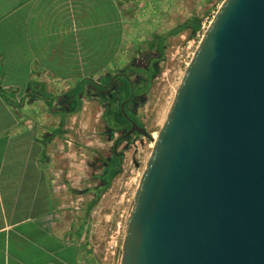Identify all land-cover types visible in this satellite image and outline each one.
Here are the masks:
<instances>
[{"label":"crops","instance_id":"0c3cea01","mask_svg":"<svg viewBox=\"0 0 264 264\" xmlns=\"http://www.w3.org/2000/svg\"><path fill=\"white\" fill-rule=\"evenodd\" d=\"M137 1L0 0V264H89L78 221L111 170L92 93Z\"/></svg>","mask_w":264,"mask_h":264},{"label":"water","instance_id":"95a60500","mask_svg":"<svg viewBox=\"0 0 264 264\" xmlns=\"http://www.w3.org/2000/svg\"><path fill=\"white\" fill-rule=\"evenodd\" d=\"M114 76L106 86L110 87ZM154 141L120 264H264V0H225Z\"/></svg>","mask_w":264,"mask_h":264},{"label":"rangeland","instance_id":"374dc122","mask_svg":"<svg viewBox=\"0 0 264 264\" xmlns=\"http://www.w3.org/2000/svg\"><path fill=\"white\" fill-rule=\"evenodd\" d=\"M224 1L154 0L150 7L143 5L137 8L136 20L132 19L135 11L124 10V43L116 60L117 72L149 66L157 71L149 92L129 105L131 114L151 135L159 133L163 127L188 65ZM137 3L141 5L142 0ZM192 18L202 21L201 29L195 35L186 31L165 39L160 51L156 40ZM159 58L161 60H157ZM131 79L139 81L137 76ZM128 90L125 88V97L129 95ZM105 108L103 105L102 111ZM98 128L110 141L108 157L105 159L109 163L113 157L111 147L125 130L111 137L105 118ZM153 150L150 140L137 135L120 144L118 153L122 157L121 172L112 180L111 186L99 202L92 209L87 206L85 219L78 221L79 240L84 241L89 264H120L134 200Z\"/></svg>","mask_w":264,"mask_h":264},{"label":"trees","instance_id":"16d2710c","mask_svg":"<svg viewBox=\"0 0 264 264\" xmlns=\"http://www.w3.org/2000/svg\"><path fill=\"white\" fill-rule=\"evenodd\" d=\"M201 26H202V21L200 19L192 18V19L187 20L182 25L176 27L175 29L170 30L165 36L159 37L156 40L159 43L160 51H162L161 44L164 42L165 39L176 36L186 31H190L192 35H195L201 29ZM161 59H163V57H161ZM161 59L159 58L157 60H161ZM140 72L144 74L147 82L141 86L139 91L136 93V96L145 95L149 92L151 85H152V79L157 73V71L153 70L152 67L150 66L148 67V69L141 70ZM105 102L107 106L109 105L112 106V102H109L106 100ZM113 106H115V104H113ZM80 109H81V103H79L74 109H71V113H77ZM105 123H106L107 129L111 133V137H113L115 133H119L129 126V123L123 117L120 110L118 111V113L112 110L106 111ZM121 143L122 142H120L119 144ZM121 165L122 164L118 158H114V160L110 163L111 170L107 173V177H106L107 184L98 191L95 197V201L90 204L89 209H92L99 202L100 198L104 195V193L109 189V187L111 186L112 180L121 172Z\"/></svg>","mask_w":264,"mask_h":264},{"label":"flooded vegetation","instance_id":"af4514ba","mask_svg":"<svg viewBox=\"0 0 264 264\" xmlns=\"http://www.w3.org/2000/svg\"><path fill=\"white\" fill-rule=\"evenodd\" d=\"M146 69H148V67L147 68H136V67L135 68H129V69H126V70H124L122 72H119V73L113 75L111 78L108 79V81L105 84H95V88H96L97 91H95L92 94H94L97 98H100L101 102L103 103V105H105V107H106L105 108V115H106V111H111V110L116 112V113H118V111L120 110L119 105L122 104L123 102L127 101L130 98L131 92L133 91V94H134L133 98L126 103V107L125 108H126V111L129 114L130 118L135 120L139 125L144 126V125H142L139 122V120L135 116H133L131 114L130 109H129V105L131 103H133L134 101H136L138 98L143 96V95H137L136 96V93L139 91L141 86L144 83L147 82L146 77L144 76V74H142L140 72L141 70H146ZM114 76H117V78L113 81V83H112V85L110 87L106 88V86L111 82V80H112V78ZM134 76L138 77V80H139L138 82L133 81L131 79ZM125 88L129 89L128 90L129 95L126 96V97L124 96ZM105 100L109 101V102H112V106H110V105L107 106ZM113 104H115V106H113ZM105 115H104V118H105ZM129 128H130V124H129V126L126 129H124L125 132L120 137H122ZM133 136H136V135H133ZM124 141H126V140H124ZM124 141H122V142H124ZM119 146H120V144H119ZM114 158H118V157H115L114 156V152H113V157L111 159V162L114 160ZM118 159H119L120 162H122L121 155H120V157ZM110 163H108V164L110 165ZM106 177H104V179L102 180V185L103 186H105L107 184V180H106L107 178Z\"/></svg>","mask_w":264,"mask_h":264},{"label":"bare ground","instance_id":"6f19581e","mask_svg":"<svg viewBox=\"0 0 264 264\" xmlns=\"http://www.w3.org/2000/svg\"><path fill=\"white\" fill-rule=\"evenodd\" d=\"M221 7H222V5L220 6L219 10L221 9ZM219 10H218V11H219ZM217 13H218V12H217ZM217 13H216V14H217ZM215 16H216V15H215ZM214 18H215V17H214ZM214 18H213V19H214ZM212 22H213V20L210 22L209 27H210V25L212 24ZM209 27H207V30H208ZM205 33H206V32H205ZM204 35H205V34H204ZM204 35H203V36H204ZM196 51H197V50H196ZM195 53H196V52H195ZM194 55H195V54H194ZM190 63H191V62H190ZM190 63H189V65H190ZM189 65H188V67H189ZM187 69H188V68H187ZM158 135H159V133H153V134H152V137L154 138V140L157 139ZM150 142L153 144V148H154V141H150Z\"/></svg>","mask_w":264,"mask_h":264}]
</instances>
